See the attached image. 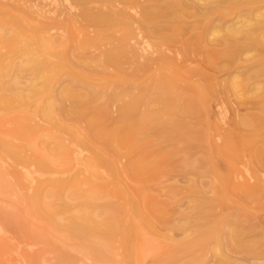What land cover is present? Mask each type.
Segmentation results:
<instances>
[{"label": "rangeland", "instance_id": "obj_1", "mask_svg": "<svg viewBox=\"0 0 264 264\" xmlns=\"http://www.w3.org/2000/svg\"><path fill=\"white\" fill-rule=\"evenodd\" d=\"M223 2V5L219 6L218 4L219 7L216 8L217 10L215 9L214 17L212 16V20L215 19L213 22L211 19H208L207 23L202 22V25L205 23L203 29L205 33L207 32L206 35L211 34L208 35L209 38H215L217 35L218 50L223 51L226 55H218L222 61H219L218 57L219 65L217 63L216 71H212L218 77L217 83L219 85L216 84V91L217 89L218 91L214 93L217 96L212 95L215 100L212 99L211 116L204 118V121L210 125L209 129L206 128L207 135H201L203 140H197V144L195 146V143L191 144L189 148L191 153L194 152L195 155L204 158L205 153L211 148L210 146L220 144L223 140L236 142L229 147L231 148L230 153L233 154L229 160L220 152L216 154L219 156L216 158L220 171L232 170L234 179L236 178L235 181L238 179L237 176L240 178L237 182L241 179V182L244 179L247 181L248 175L252 185L255 179L259 181L262 178V182L259 181V183H262L263 186L264 74L256 72V67L259 66V62L264 61V44H260L262 42L258 39L254 41L244 40L245 32H241L242 35L231 34V36L241 37L235 39L233 36L234 40L231 38L229 42L227 40L229 35L225 31L226 26L228 29V26L232 25L231 27L236 26L239 30L242 27L245 28L251 33L250 36H258L260 31L262 35L264 27L259 28L260 31L258 28L254 30L252 23L255 20L253 16L256 15V10L261 7L264 9V0H250V2L248 0L242 3L241 0H235L234 3L231 0L233 4L240 2L236 6L233 4L226 5L228 0H222ZM222 12L224 14L227 12V15ZM78 13H80L78 7L69 8L64 4L50 0H0V33H11L15 27V17H20L31 26L44 28L41 32L23 33L17 43L19 46H23L27 39L34 41L36 35H46L53 39L66 38L71 35L75 28L74 21L79 18ZM213 14L211 11V15ZM229 22L231 24H228ZM207 24H209L208 27ZM214 25L217 26L215 28V30L217 29L216 35H214L216 32L212 30ZM218 27L220 28L219 31ZM228 33L231 32L228 31ZM79 34L80 36L83 35L82 32ZM262 37L264 40V36ZM0 49L7 52L8 48L7 45L0 44ZM69 50L72 53L67 62L75 70L81 72L84 68L101 69L94 59H91L89 65L86 66H81L79 60L81 56L87 55V53L90 56L97 55L99 49L96 47L89 48L86 53L72 47ZM146 53L150 54L148 51ZM223 53L221 52V55ZM156 54L154 55L156 56ZM10 56L11 60L17 63L24 59L22 51L11 52ZM53 58L54 61H57L56 57ZM163 61L162 59L158 63H152L150 72H142L138 81L128 85L125 84L128 82V73L131 71L128 64L125 65L124 72L117 71L113 66H110L103 75L95 72L89 74L90 79L95 83L93 88L97 90V95H95L91 105L98 110L106 111L105 125L111 126L118 113L119 101L110 98L113 89L117 86L120 89L121 86L127 85L131 91L138 92V89L140 90L145 85L150 73L157 72L159 64ZM193 62L192 60L188 62L189 71L184 72L186 76L194 73L193 69L198 66L195 60ZM215 76L213 77L217 79ZM198 77L199 75H195L192 76L193 79H187L182 83L180 81V83L190 86L192 81H201ZM11 78L7 75L2 79L7 83ZM20 79V87L23 90L26 91L29 87L26 91V93L29 91V96L25 102L16 103L11 110L0 107V137L10 139L19 145H26L22 150V156L29 158V161L17 160L0 152V264H221L225 253L229 251L228 245L237 244H221L211 234H209L208 244H194L201 237V233L209 229L211 221L217 217L225 219L226 225L220 227L228 231L231 225L235 226V218L251 226L258 224L261 228L259 234L249 237L252 243L249 245L257 249V256H249L248 261L252 264H264V186L262 190L259 189L261 188L260 185L258 186L259 183H254L259 189L256 193L250 195L246 191V194L234 196L231 202L216 199L217 201H214L211 206H202L199 211H196L192 208L194 201L196 202L198 198L197 195H199V192H196L197 189H209L210 184H215V179L207 161L203 162V166L199 168L179 167L176 164L182 162L183 159L181 158L174 160L172 169L168 172L161 171L157 175H149L152 178L155 175V178L149 182V187L145 190L146 195L142 196L139 182L134 178L136 176L126 168L128 162L138 156L137 154L122 157L120 155L116 158L112 156L117 162V170H112L105 165L102 158V160H96L94 150L82 142L86 135L84 130L86 131L88 127L87 121L83 117L72 118L64 113V108L69 107L71 102L56 99L59 98V93L68 83L65 74L61 75L59 79H55L51 83V87L41 93H31L33 87L40 86L42 83L41 78L30 69L20 72ZM188 94H190L189 91ZM50 100H54L56 103L55 112L51 117L45 114L46 104ZM58 115L61 116L58 117ZM45 116L47 117L45 118ZM112 117L114 118L112 119ZM76 125L83 131L80 130L75 133L72 126ZM60 139H63L68 145L64 152L56 150ZM181 145L187 147L188 144ZM104 151L109 156L110 152L107 149ZM107 155L104 154L103 156ZM179 155L178 157H180ZM40 157L47 162V167H39L36 163V159ZM261 173H263V177H261ZM253 189L254 187H252ZM89 193L95 194L93 199ZM100 193L102 194L99 195ZM88 194L90 195L89 198ZM33 197H37L38 206L48 203L50 208L57 212L59 221L62 223L66 222L64 208H70V211H79L85 208L83 203L89 199L94 210L103 209V212L100 213L101 216H97L98 219L113 211L111 208L119 210V215L123 220L121 236L112 239L109 243L111 246L90 242L95 250L80 237L73 235L74 238L68 229L52 225L48 221L45 211L42 210L43 212H39L40 214L35 212L30 202ZM62 202L63 204H61ZM158 203H163V212L169 216V222L161 221V216L155 214L153 208L162 206ZM126 205H128L129 210H127ZM135 206L141 208L137 209ZM210 208L212 209L210 210ZM85 209L90 210L91 207ZM121 209L122 213H120ZM126 213L130 218H126ZM181 213L185 215L187 213L189 219H185L186 216ZM127 219L130 222H127ZM175 221L177 222L175 223ZM206 221H208L207 224ZM182 223L184 225L180 227ZM125 225H128L127 230ZM128 230L131 231L128 232ZM125 237L128 243L125 241ZM126 244L128 245L126 246ZM205 245L206 247H204ZM97 252L98 254H96ZM190 253L194 256L203 257L204 262L199 263L193 260ZM236 256L240 258L241 254ZM172 258L174 262H170L173 260Z\"/></svg>", "mask_w": 264, "mask_h": 264}, {"label": "bare ground", "instance_id": "obj_2", "mask_svg": "<svg viewBox=\"0 0 264 264\" xmlns=\"http://www.w3.org/2000/svg\"><path fill=\"white\" fill-rule=\"evenodd\" d=\"M50 1L64 4L69 8H80V13L77 14L79 18L76 19L77 22L74 21L75 28L71 35L66 38L53 39L46 35H36L34 41L27 39V42L25 41L26 43L23 46H19L17 43L20 41V36L23 33L41 32L44 27L31 26L23 18L22 20L20 17H15L14 30H12L11 33H0V44H5L8 48L7 52L0 49V107L11 110L15 107L16 103L25 102L28 98L29 91L28 93H26V91L29 87L26 91L20 87V72L30 69L41 78L42 85L33 87L31 93L47 91L55 79H59L61 75L65 74L68 83H65L66 85L58 95L59 98L56 99L69 100L71 102L69 107L64 108V113L70 115L72 118L79 119L83 117L87 121L88 127L86 131L84 130V134L86 135L82 142L94 150L96 160L102 158L105 165L112 170H117V162L113 159L114 157L137 154L138 156L128 162L126 168L137 177L134 178L139 182V189L142 196L146 195L145 190L149 187V182H152V179L155 178V175L153 178L150 177L152 176L151 174L157 175L161 171L168 172L172 169L174 160L181 158L183 159L182 162L176 164L179 167L189 166L190 168H199L203 166V162L207 161V165L210 166L213 178L215 179V184H210L209 189H206L207 186L205 188L206 190L197 189L196 192H199V195L201 196L196 194L198 198L196 197V202L194 201L192 208L196 211H199L202 206H211L214 201H217L216 199H224L231 202L233 201L234 196L237 197L240 194H246V191L251 195L254 192L256 193L257 190L262 189L264 181L263 186L262 183H259V181L262 182V178H259L260 180H257L258 182L256 179L255 181L253 180L254 183H259L258 186H261V188L257 189V184L255 185L253 183V186L249 181L250 176L248 175L247 177L249 178L244 176L246 180L248 179L247 181L244 179L243 182H241V179L237 182L240 178L237 176L238 179L235 181L236 178L234 179V172H232V170L228 172L220 171L217 159L219 156L216 154L220 152L229 160L231 156L233 157V154L230 153L231 148L229 147L236 142L223 140L220 144L217 143L214 146H210L211 148L205 153L204 158L195 155L194 152L191 153L189 148L191 144L195 143V146L197 140L201 139L202 141L203 136L201 137V135H207L206 131L210 127L208 122L206 123L204 121V118L211 116L212 101L215 100L212 95L218 91V89L216 91L218 77L213 73L216 71V67H218L217 63L222 59L218 55L220 54V56H223L225 53L221 51L223 53L221 55V52L218 50L219 41L216 38L217 29L215 30L217 26L214 25V28H212L213 26L211 27L212 30L216 32L214 33L216 37L214 38L213 35L211 36L213 38H209L208 35L210 33L206 35L207 32L205 33V30L203 29L205 23L202 25V22H206L208 19H211L212 22L215 20H212L214 17L213 13L216 12L217 7L224 4V2L222 3V0H220V3L219 0ZM202 1L206 2L204 3ZM233 1L235 0H232V2ZM245 1L241 0V3ZM226 3V5H232L234 2L231 3V0H228ZM218 4L219 6H217ZM236 4L233 5L236 6ZM257 10V13H255L256 15L253 16L255 17V20H253L252 27L254 30L255 28H258V31H260L259 28L262 29V27H264V9L261 7ZM211 11L213 15H211ZM222 13L224 14V12ZM226 13L224 15H227ZM228 24H231V22ZM208 25L209 24H207V27ZM231 26L229 25L228 29L226 26L225 31L229 35V39H227L229 42L233 36L242 35L243 33L241 32H245L244 40L248 39L254 41L258 39V41L261 40L262 42L260 44H264V40H262V36H264L263 32L262 35L260 34V31L258 36H250L251 33L245 28L242 27L241 30H239L236 26ZM219 30L220 28L218 27V31ZM228 31L231 33H228ZM80 32L83 33L82 36H80ZM211 33L213 34V32ZM233 33L235 35L231 36ZM237 37L235 36L233 38L236 39ZM240 37L241 36L238 38ZM233 38L232 40H234ZM71 47L80 51H85V53L91 47L99 49L97 55L90 56L87 53V55L81 56L79 60L81 66H86L89 65L91 59H94L97 66H100L101 69L84 68L81 72L75 70L67 62L72 53L69 50ZM150 48L154 49L151 50ZM17 51H22V54L24 55V59L18 63L12 61L10 56L11 52L13 53ZM147 51L150 54H147ZM155 53H157L156 56L154 55ZM53 57H56L57 61H54L53 59L55 58ZM218 57L219 61H217ZM162 59L164 61L159 64L157 72L153 71L150 73L145 85L140 90L138 89V92H133L128 88V84L135 83L140 79L139 75H142V72H150L152 63H158V61ZM191 60L192 62L195 60L198 66L193 69L194 73L186 76L184 72L189 71L187 64ZM259 63V66L256 67V72L264 74V61H261L260 64ZM126 64L131 68L130 73H128V82L125 83L127 85L121 86L120 89L118 88L119 86L115 87L111 92L110 98L114 101H119V105L117 108V115L115 118L112 117V119L114 118L113 124L107 126L104 124V118L107 114L106 111L98 110V108L91 105V102L96 97L95 95H97V90L93 88L95 83L90 79L89 74L95 72L102 73L101 75H103L105 74L106 69L110 66H113L117 71L124 72ZM61 72L63 73L60 74ZM7 75L12 78L6 83L2 78ZM195 75H199V80L203 82L192 81L193 83L190 84V86L181 84L182 81L193 79L192 76ZM213 76L217 77V79ZM188 91L190 94H188ZM214 95L215 97L217 96L216 94ZM55 109L56 103L54 100H50L46 104L45 114L51 117L54 114ZM47 116H45V118ZM59 116L61 115H58V117ZM211 126L213 128V125ZM72 127H74L73 130L75 133L82 130L78 128L77 125ZM228 136L230 135L228 134ZM181 144L188 145H186L187 147H183ZM199 144L201 145V143ZM25 147L26 145H19L10 139L0 137V152L7 156H12L17 160L29 161V158L22 156V150ZM67 148L68 145L66 142L63 139H60L56 150L64 152ZM105 149L110 152L109 156L107 155L108 153H105ZM104 154L107 156H103ZM178 155L180 157H178ZM36 160L39 167L45 168L48 166L44 158L40 157ZM248 167L250 168V166ZM262 174L263 173H261V175ZM28 175L31 176L30 174ZM263 175L261 177H263ZM61 183L63 182L61 181ZM193 186H195V183H193ZM251 186L254 187V189L256 187V191L254 189L252 190ZM211 192L212 194L210 195ZM93 193H89L93 196L91 199L94 198L95 194L93 195ZM101 194L102 193L99 195ZM247 195L250 196L249 194ZM90 201L91 200L89 199L87 202L84 201L83 203L85 208L91 207L90 210L85 208L79 210L78 208L79 211H70V208H64L66 222L62 223L59 221L57 212L51 209L48 203L38 206L37 197H33L30 200L32 209L38 214H40L39 212L42 210L45 211L46 217L52 225L68 229L71 231L72 236L76 235L78 238L80 237L83 241L88 242L90 246H92V244L109 245L112 239L121 236L122 233L123 220L119 215V210L111 208L113 211L103 218L98 219L97 216L103 212V209L100 211L94 210L93 204ZM61 204H63V202ZM158 204H162V206L153 208L155 214L161 216V221L165 223L169 222V216L163 212V203ZM106 205L108 206V204ZM126 207H128V205H126ZM135 208L140 209L141 207L135 206ZM212 208H210V210ZM127 210H129V207ZM122 212L121 209L120 213ZM126 214V218H130L128 217V213ZM204 215L206 214L204 213ZM185 216V219L188 220L189 216L187 213ZM234 220L236 221L234 222L235 226L231 225L228 231L220 227L226 225L223 217L213 219L209 229L204 230L201 233V237L195 241L194 244H208L209 234H211L221 244H237L233 246L228 245L229 251L225 253V257L221 260V264H252L248 261L249 256H257V249L253 248L252 245L250 247L249 244L252 243L250 241L251 238L249 239V237L250 235L259 234L261 228L258 224L251 226L242 223L238 218H235ZM128 221L130 222L129 219H127V222ZM196 221L197 220L195 219V222ZM141 222L140 225L142 224ZM176 222L177 221H175V223ZM207 222L208 221H206V224ZM197 223L198 222H196V224ZM128 225H125L126 230ZM183 225L184 224L182 223L180 227ZM129 231L131 230H128V232ZM82 240L81 242H83ZM127 245L128 244H126V246ZM204 247H206V245ZM93 249L95 248L93 247ZM96 254H98V252ZM237 254H241V257L239 258V256H236ZM190 256H192L193 260L199 263L204 262L203 257L202 259L200 256H194L192 253H190ZM170 262H174V259L170 260Z\"/></svg>", "mask_w": 264, "mask_h": 264}]
</instances>
